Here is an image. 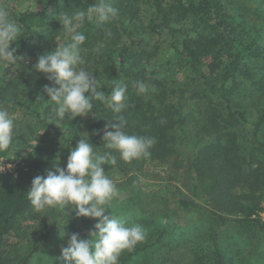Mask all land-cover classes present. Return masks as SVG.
<instances>
[{
    "label": "trees",
    "instance_id": "1",
    "mask_svg": "<svg viewBox=\"0 0 264 264\" xmlns=\"http://www.w3.org/2000/svg\"><path fill=\"white\" fill-rule=\"evenodd\" d=\"M30 2L24 11L0 4L23 35L10 45L20 60L1 67L0 106L25 108L36 124L62 133L69 144L47 155L40 148L30 152L17 176L0 173V264H36L40 254L54 264L70 238L57 239L60 231L92 239L97 219L77 217L67 208L52 212L49 222L40 219L27 197L33 178L54 170L52 155L66 168L81 137L98 154L116 157L115 165H104L105 172L121 176L128 191L105 214L127 227L141 225L145 240L153 239L122 252L119 264H135L148 251L174 242L187 244L192 264H237L220 243L227 230L241 235L243 228L247 233L264 229L259 218L264 209V9L255 7L251 15L257 17L250 18L249 8L230 0H107L119 9L118 17L80 26L86 36L82 67L98 79V90L110 100L117 84L128 86L127 107L119 114L126 120L123 130L156 141L149 157L125 162L102 139L105 125L117 115L109 104L94 100L92 112L58 127L47 118L55 103L46 86L54 82L35 68L39 56L68 42L59 14L86 10L99 0ZM137 82L145 83L147 92L138 94ZM24 139L23 132L13 134L12 147L0 155L21 153ZM152 162L171 180L150 190L139 179ZM69 213L73 218L63 222L61 214ZM27 219L35 222L32 230L24 226Z\"/></svg>",
    "mask_w": 264,
    "mask_h": 264
},
{
    "label": "clouds",
    "instance_id": "2",
    "mask_svg": "<svg viewBox=\"0 0 264 264\" xmlns=\"http://www.w3.org/2000/svg\"><path fill=\"white\" fill-rule=\"evenodd\" d=\"M118 15L119 9L107 0H99L86 10L60 13L58 19L68 42L39 56L35 68L54 82L53 86H46L49 100L55 103L47 117L51 123L58 126L65 119L72 121L77 116L89 114L94 100L107 102L117 115L105 125L103 142L107 149L119 152L122 160L131 162L149 157L155 138L130 135L123 130L126 120L119 114L127 107V84H117L109 100L103 91L98 90L101 87L98 79L82 67L85 60L80 54V46L86 40L85 34L79 31L80 26L85 21L106 23ZM21 36L20 24L6 7H0V62L16 64L20 60L15 54L16 49L10 45ZM135 87L138 94L148 90L143 82H137ZM14 128L13 116L6 108L0 107V152H8L12 147ZM3 161H0V172L5 168ZM116 163L111 152L100 155L88 139L81 137L71 148L66 168L55 164L54 170H48L46 176L33 178L27 197L36 212L54 208L63 213L71 205L77 217L98 220L95 224L98 231L91 232L92 239H80L78 233L70 235L67 247L62 248L65 264H119L122 252L134 251L136 245L145 240L146 232L141 225L127 227L113 214H105L119 191L106 174L104 165ZM65 235L67 233L63 232L62 237Z\"/></svg>",
    "mask_w": 264,
    "mask_h": 264
},
{
    "label": "rangeland",
    "instance_id": "3",
    "mask_svg": "<svg viewBox=\"0 0 264 264\" xmlns=\"http://www.w3.org/2000/svg\"><path fill=\"white\" fill-rule=\"evenodd\" d=\"M231 2H236V4L243 5L245 8H249L250 18L254 17L255 14L251 15L252 10L260 6L264 9V0H230ZM1 3H6L7 6L15 11H24L29 10L32 7L30 0H0ZM257 16H255L256 18ZM3 62H0V74L1 67L6 66ZM6 108L10 115L13 116L15 120V133L23 132L25 139L21 142L19 148L23 151L21 153L12 152L7 156V161L12 165L11 169L13 171H9L15 176L19 174V170L22 167V162H26L25 157H28L30 152H39L38 148H40L41 153L45 155L50 154L48 150H54L56 148H66L68 146V142H66V137L62 133H56L42 125H38L35 123V119L29 114V112L25 108H21L19 105L13 106H0ZM53 154V153H51ZM51 162L58 163L59 158L52 155L50 158ZM15 170V171H14ZM17 171V172H16ZM48 171V170H47ZM13 172V173H12ZM147 175L140 176L139 179L140 185H142L145 189H157L163 184L165 181L171 180V176L168 172H166L165 168H161V166L152 162L148 165ZM17 174V175H16ZM153 175H161L164 176V179L161 177H154ZM46 176V174L44 175ZM108 176L114 181L116 184L119 196L123 197L128 191L123 188V179L118 174H108ZM174 181V180H173ZM264 204V203H263ZM68 210L72 211L73 207L68 206ZM58 209H47L44 212L40 213V219H46L49 222L53 220L52 212L57 213ZM67 212V211H66ZM261 213H264V209L259 212V218L264 223V218ZM188 216L194 217L192 213H189ZM61 218L63 222L67 219L73 218V214L69 213L64 216L61 214ZM89 218V217H87ZM92 219V218H90ZM164 222H167L163 219ZM129 221V220H128ZM35 222L32 220L25 221L24 226L30 227ZM30 227V230H32ZM63 229V227H62ZM94 231H98V229H92ZM90 230V231H92ZM244 232L239 235L235 233L234 229L227 230V236L221 238V246L223 249L234 258L237 264H264V229H256L255 231H251L247 233V229L243 228ZM84 230H80L82 232ZM186 232H191L187 230ZM74 232H68L66 236H70ZM61 231L56 235V238H61ZM17 240V239H16ZM153 239L144 240L138 245H144L146 243H151ZM55 251V250H54ZM148 254L140 257L135 264H159V261L164 260L166 264H192L194 261V257L187 246V244L183 243L181 245H177L175 242L169 246L164 248L162 251H148ZM38 260L36 264H52V261L49 260V257L45 254H40L38 256ZM54 264H65L64 258L59 257V260H55Z\"/></svg>",
    "mask_w": 264,
    "mask_h": 264
},
{
    "label": "built area",
    "instance_id": "4",
    "mask_svg": "<svg viewBox=\"0 0 264 264\" xmlns=\"http://www.w3.org/2000/svg\"><path fill=\"white\" fill-rule=\"evenodd\" d=\"M7 156H5V155H0V161H3V164H4V166H5V168H4V171L3 172H0V173H8L9 171L11 172V171H13L11 168H9L8 167V165H10V163L7 161ZM22 164V167H24L25 166V162H22L21 163ZM15 171V170H14ZM17 172V171H16ZM13 173V172H12ZM17 175V174H16ZM262 214V216H263V218H264V213H261Z\"/></svg>",
    "mask_w": 264,
    "mask_h": 264
}]
</instances>
